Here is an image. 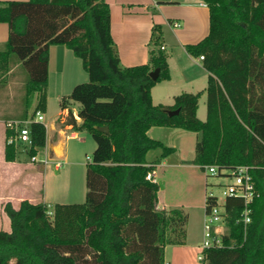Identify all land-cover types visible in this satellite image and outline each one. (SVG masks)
Masks as SVG:
<instances>
[{
  "label": "trees",
  "instance_id": "1",
  "mask_svg": "<svg viewBox=\"0 0 264 264\" xmlns=\"http://www.w3.org/2000/svg\"><path fill=\"white\" fill-rule=\"evenodd\" d=\"M209 13V32L185 52L207 72L206 115L197 118L202 93H182L171 106L153 105L151 89L169 80L162 32L152 28L148 61L122 67L111 36L109 6L104 0L0 1V23L8 38L0 49V87L16 67L25 75L13 120L44 112L48 49L64 46L81 61L88 81L60 100L68 110L65 125L85 131L95 142L85 164L83 203H7L3 212L10 231L0 230V264H164L167 246L185 244L187 215L178 209L157 210L158 183L146 180L154 171L149 151H170L147 132L154 127L200 134L194 146L195 166L232 169L246 166L256 196L243 225L240 199L225 201L226 234L222 247L204 252L201 264H264V0H197ZM158 70L155 80L149 73ZM77 103L78 124L70 104ZM179 110L169 116L167 111ZM99 127H107L102 133ZM14 130L5 128L4 160H17ZM26 155L43 153L46 129L32 121Z\"/></svg>",
  "mask_w": 264,
  "mask_h": 264
},
{
  "label": "crops",
  "instance_id": "2",
  "mask_svg": "<svg viewBox=\"0 0 264 264\" xmlns=\"http://www.w3.org/2000/svg\"><path fill=\"white\" fill-rule=\"evenodd\" d=\"M0 1L25 2L27 0ZM104 1L109 6L111 36L117 48L122 67H133L147 63L152 28L158 25L161 29L163 42L161 47L167 56L169 80L160 82L151 89L153 105L171 106L174 97L179 95L174 90L181 89L180 91H183V93H202L198 100L199 108L202 99H206L204 90L208 74L202 68L198 59L192 58L185 52V46L196 44L207 36L209 32L207 7L197 0ZM173 23H178L180 27H173ZM7 38L8 27L6 24L0 23V49L3 48ZM168 49L169 53L167 52ZM15 70L16 67L10 72L12 75L6 84L0 87V211L2 214L0 221L3 224V229L1 230L5 232L10 231V222L3 212L4 205L9 203L14 209H18L22 201H28L31 204H44L42 194L43 165L33 164L30 160L27 162L19 161L18 158L11 163L4 160L5 123L13 120L16 114L22 112V108L19 105L21 95L18 101V97L13 94L20 81L17 78V72L15 74ZM80 70L84 72L81 61L74 57L69 50L64 46H50L48 49L46 104L49 98L55 97L59 99L60 107V100L65 97L62 96L64 83L72 91L75 85L85 81V78L82 77L83 75L79 73ZM36 102L37 96L35 95L28 110V119H30V115L34 111ZM72 105L73 103L70 104V109L77 116V110L74 111ZM66 110H61L56 122H49L48 125L44 123L43 116V124L46 129V146L43 153L45 156L48 152L50 158L56 161L64 160L66 141L78 139V131L64 124L68 116V110ZM76 122L79 124L80 120H76ZM177 130L179 129L154 127L147 132V136L163 144L166 135L177 132ZM68 131L71 132L69 136L67 135ZM180 134L187 139V142L193 140L194 146L200 138V134L196 133H192L193 135ZM164 147L174 151L173 153L176 155L174 161L176 162L175 164H168V159L165 158L161 160L158 166L181 168L190 165L181 163V161H184V156L181 150L179 152L175 151L178 147L174 143ZM192 160L193 158H189L187 161L190 163ZM147 163L151 164L149 161ZM153 172L156 176L155 166ZM156 209L168 211L164 205H159L158 192ZM188 219L187 215L185 244L172 246V264H197L195 257L198 247L189 243L191 232Z\"/></svg>",
  "mask_w": 264,
  "mask_h": 264
},
{
  "label": "rangeland",
  "instance_id": "3",
  "mask_svg": "<svg viewBox=\"0 0 264 264\" xmlns=\"http://www.w3.org/2000/svg\"><path fill=\"white\" fill-rule=\"evenodd\" d=\"M163 43V42H162ZM169 53V49L167 51ZM80 70L85 78V82L88 81L87 74ZM17 72V78L20 80L18 86L14 89L13 94L19 97L22 93V84L25 79V75L22 70H15ZM181 89L174 90L177 94H182ZM183 90V89H182ZM71 92L70 87L64 83L62 87V96H67ZM206 99H202L200 102L197 118L203 121L206 115ZM46 104V102H45ZM173 102H171V105ZM72 108L74 111L78 110L79 105L73 103ZM59 99L55 97L49 98L46 104V110L39 113L44 116V123L46 125L49 122H56L58 114H60ZM61 118V117H60ZM60 121V120H59ZM43 123V122H42ZM60 126V125H59ZM172 131V130H166ZM74 132V131H73ZM169 133V132H168ZM183 135H193L192 133L184 132L183 130H177L170 135H166L165 141H163V146H170L174 143L178 147L176 152L181 150L183 154V164H190L184 167H169V166H158L162 159L167 158L168 164H175L176 155L174 151H169V153L161 158L162 149L151 150L147 154V161L150 163H155L156 170V181L163 184V188L158 191L159 205H164L166 210L178 209L185 212L188 215L189 229H190V244L192 246L198 247V252L196 253V263L201 264L197 260V256L200 254V246L202 244L203 235V218H204V197L208 192H212L219 195L220 189L217 187H212L216 183H222L223 180L208 176L203 167L195 166L187 161L189 158H193L194 155V143L187 142V139ZM71 132H67L69 136ZM189 143V144H188ZM65 158L59 161L61 167L59 170H55L54 163L49 162L43 165V181H42V194L43 203L47 207L48 211L52 209L55 204H79L83 203L86 193L85 187V164L88 158H92V153L95 149V142L90 137V135L85 131L78 132V139L67 140L64 146ZM28 148L24 145L17 144V158L19 161H29V157L26 155ZM50 158L48 152L46 154ZM44 153H39L37 159H43ZM53 160V159H52ZM56 161V160H53ZM31 162V161H30ZM177 162H179L177 160ZM33 164H41L34 163ZM208 185V186H207ZM2 217L0 211V219ZM3 229V224L0 221V230ZM164 264H172V246H167L165 248ZM12 264V262L10 263Z\"/></svg>",
  "mask_w": 264,
  "mask_h": 264
},
{
  "label": "built area",
  "instance_id": "4",
  "mask_svg": "<svg viewBox=\"0 0 264 264\" xmlns=\"http://www.w3.org/2000/svg\"><path fill=\"white\" fill-rule=\"evenodd\" d=\"M172 26L175 28L180 27L178 23H173ZM202 59V56L198 58L199 61ZM72 117L75 120H79L73 112ZM32 121L43 124V116L38 112L35 114L34 119L7 121L5 123V128L14 130L15 133L14 137L8 140V143L21 144L26 147L30 146L29 125ZM30 161L41 163L42 165L53 162L55 170H59L61 167L59 160L53 161L46 155L43 159H37V156L32 157ZM203 169L208 176L221 179L223 182L211 185L212 187L220 189L219 195L208 192L204 197L203 240L200 246V254L197 256V260L200 262L204 258V252L206 250L221 248L223 246L222 236L225 235L227 231L225 226V201L229 198L240 199L242 201L243 210L238 222L240 221L245 226L250 222V209L248 205L252 203L256 196L254 183L248 167L237 166L232 169H225L218 166H204ZM146 180L157 183L154 172L148 173Z\"/></svg>",
  "mask_w": 264,
  "mask_h": 264
},
{
  "label": "water",
  "instance_id": "5",
  "mask_svg": "<svg viewBox=\"0 0 264 264\" xmlns=\"http://www.w3.org/2000/svg\"><path fill=\"white\" fill-rule=\"evenodd\" d=\"M149 76H150L151 79L155 80L157 78V76H158V70L156 69V70L150 72L149 73ZM178 112H179V110L167 111V113H168L169 116L177 115ZM98 130L100 132H102V133H105V134L108 133V128L107 127H99ZM158 186H159L160 189L163 188V184L160 183V182L158 183Z\"/></svg>",
  "mask_w": 264,
  "mask_h": 264
}]
</instances>
